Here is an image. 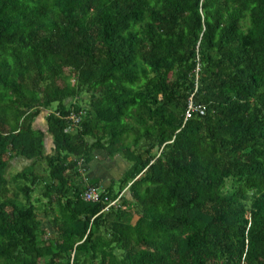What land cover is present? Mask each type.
<instances>
[{"label": "trees", "instance_id": "16d2710c", "mask_svg": "<svg viewBox=\"0 0 264 264\" xmlns=\"http://www.w3.org/2000/svg\"><path fill=\"white\" fill-rule=\"evenodd\" d=\"M0 264H264V0H0Z\"/></svg>", "mask_w": 264, "mask_h": 264}, {"label": "built area", "instance_id": "2783aa9c", "mask_svg": "<svg viewBox=\"0 0 264 264\" xmlns=\"http://www.w3.org/2000/svg\"><path fill=\"white\" fill-rule=\"evenodd\" d=\"M198 48V47H197ZM196 48V66L193 71L194 78H195V88L194 91L191 93L189 98L186 101L185 110L183 113V122L192 119L195 116L203 117L205 116L206 110L203 105L197 104L194 101V96L197 92L198 87V78L200 74V63H199V56H198V50ZM68 120L70 122V128H76L79 125V118L74 114L71 113L68 117ZM86 164L83 161V159H80L78 161V168L79 169H86ZM81 198L86 202H97L100 199V192L98 191V188L93 186H88L87 189L81 194ZM120 199V195L114 199L109 200L107 197L104 198V201L106 205L104 206L102 211H108L111 206L118 207V200Z\"/></svg>", "mask_w": 264, "mask_h": 264}, {"label": "crops", "instance_id": "0c3cea01", "mask_svg": "<svg viewBox=\"0 0 264 264\" xmlns=\"http://www.w3.org/2000/svg\"><path fill=\"white\" fill-rule=\"evenodd\" d=\"M50 142L45 144L46 153L51 150ZM86 175L92 182H98L101 189H107L116 181H119L128 168V163L121 157L113 159L107 158L103 153H96L94 157L86 164Z\"/></svg>", "mask_w": 264, "mask_h": 264}, {"label": "rangeland", "instance_id": "374dc122", "mask_svg": "<svg viewBox=\"0 0 264 264\" xmlns=\"http://www.w3.org/2000/svg\"><path fill=\"white\" fill-rule=\"evenodd\" d=\"M56 105H53V108H55ZM47 115V112L42 111L40 113V115L36 118L35 122H34V126L36 129L41 130L43 133H46V124H45V116ZM50 139L49 137L45 134V144L49 143ZM124 160V159H123ZM125 161V160H124ZM28 162H26L25 160H13L12 162L9 163L8 167H7V175L8 174H15L17 171L22 170L25 165H27ZM36 170L41 173L42 172V168L39 167V165L36 166ZM118 181L114 182V189L115 191L118 190V185H117ZM40 219H42V215L39 216ZM45 225H47V221L45 219L44 221Z\"/></svg>", "mask_w": 264, "mask_h": 264}, {"label": "bare ground", "instance_id": "6f19581e", "mask_svg": "<svg viewBox=\"0 0 264 264\" xmlns=\"http://www.w3.org/2000/svg\"><path fill=\"white\" fill-rule=\"evenodd\" d=\"M81 171H82V169H79V168H78V173H81ZM83 181H84V183H85V185H86V189H87V187L89 186V185H87L88 179H87L86 177H84V178H83ZM96 188H97V187H96ZM86 189H85V190H86ZM85 190H84V191H85ZM98 191L100 192V198H101L102 194L104 193V190L98 188ZM124 192H125V190L120 194V197L123 195ZM105 197H106V196H105ZM105 197H103V201H104V198H105ZM98 201H100V199H99ZM98 201H97V202H98ZM104 202H105V201H104ZM111 207H113V206H111ZM111 207H110V208H111Z\"/></svg>", "mask_w": 264, "mask_h": 264}, {"label": "clouds", "instance_id": "9594fccd", "mask_svg": "<svg viewBox=\"0 0 264 264\" xmlns=\"http://www.w3.org/2000/svg\"><path fill=\"white\" fill-rule=\"evenodd\" d=\"M198 47V46H197ZM196 47V48H197ZM195 54H196V51H195ZM199 56V55H198ZM200 63V62H199ZM200 69H201V67H200ZM194 71V70H193ZM192 75H193V78H194V74H193V72H192ZM199 77H200V74H199ZM194 83H195V78H194ZM198 87H199V78H198ZM198 87H197V90H198ZM193 88H195V84H194V87ZM193 91H194V89H193ZM191 95V94H190ZM189 98V97H188ZM195 98V97H194Z\"/></svg>", "mask_w": 264, "mask_h": 264}]
</instances>
